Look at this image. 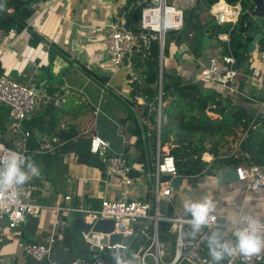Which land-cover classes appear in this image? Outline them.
<instances>
[{
  "label": "crops",
  "instance_id": "crops-1",
  "mask_svg": "<svg viewBox=\"0 0 264 264\" xmlns=\"http://www.w3.org/2000/svg\"><path fill=\"white\" fill-rule=\"evenodd\" d=\"M186 1L188 3L183 9L193 7L195 5L193 1L196 0ZM141 2L139 1L137 4L140 5ZM126 4L127 0H72L71 3L52 2L50 0L43 2L39 0L30 5L33 15L27 21L26 27L18 31L19 33L16 35L10 34L6 36L0 44L1 76L9 77L8 74H12L14 78L11 79L19 83L29 85L33 89L35 87L37 89L42 88L43 92L40 94L41 96H46L50 87L55 88L56 92L51 96L57 95L63 98L61 106L56 107L64 110V114L60 120V130L65 132L73 130L76 132V137L83 136L89 138L92 134H98L111 143V153L113 154L124 153L127 146L130 147V153L135 149L133 144L135 145L136 142L135 138L128 131V125L122 124V120L126 119L129 115V102L133 99L135 90L130 93L125 81L123 84L116 83L113 80L114 77H107L109 75L106 73L108 71V64L111 63L106 52V39L108 34H110L108 25L111 23H127L129 9L133 8L134 5L132 4L128 10H125ZM59 16L62 23L57 22ZM252 23L253 32H260L261 22L254 23L252 19ZM222 34L228 35L226 38L230 40L229 34ZM34 36H37L38 39H33ZM183 45L187 49V52L193 55L189 46L187 44ZM227 45L229 46L225 40L218 37H205L203 55L197 57L198 60L204 58L200 61L201 67L215 56L229 54ZM258 50H260L259 45ZM259 52L263 51L260 50ZM248 56V61H250L248 65L249 69L248 71H244L246 62L242 68L243 75L238 79V86L244 92L242 94H246L248 97H245V95L235 97L223 89L222 98L226 101L233 99L239 108H243L256 119L262 115L264 116V111L261 110L264 108V100H259L260 97H264V93L261 95L255 93L254 78L252 76L253 72L258 69L251 68L252 56L249 55V52ZM261 61L264 62L262 58ZM83 65L89 67L99 76L102 83L93 80L83 73L80 68ZM167 69L170 72H175L170 70L169 67ZM258 71L260 72V70ZM116 73L118 72L116 71ZM260 75L262 76L261 72ZM183 80L195 82V80H190L185 76H183ZM260 90L264 92L263 84ZM42 106L44 105L39 104L38 108ZM0 108L3 109V112H0V126L6 125L7 127L8 125V130L2 136L4 142L7 144L5 137L10 136L11 130L9 125L13 123V119L5 106L0 104ZM38 108L34 113L39 110ZM236 132L242 133V136L236 140L231 152L227 153L225 148L222 149L223 158H230L232 156L243 157L239 147L242 139L247 134L243 132L242 128H239ZM35 137L39 144H41L40 150L44 137L56 149L54 152H50L53 155L52 157L39 161L43 173L40 172L39 176H33L27 183L36 187V191L31 197L34 202L54 207L57 204L63 203L65 196L69 195L73 197V203L75 204L99 207L103 198L143 200L146 197L148 189L151 188L152 178L147 175L146 170H143L139 183H136L133 187L124 185L123 189L117 190L109 186V179L105 168L83 165L84 167L76 169L80 174L78 178L73 177L77 183L76 192L74 194L63 193L57 189L59 181H63V177L59 178V172L62 169V161L65 156L69 153L74 154V152L72 150L61 151L59 155L56 154L69 143V140L61 141L58 136L50 135L47 132L42 133L39 129H35ZM16 138L19 139L20 135H17ZM54 139H58L59 142L54 143ZM164 148L168 149L167 146ZM133 154L136 155V150ZM135 159V156L130 159V161H133L132 164H135ZM74 161L78 164L75 160V154ZM240 165L248 164L244 163ZM225 168L230 167L222 169ZM205 176L198 178L188 176L184 180L188 179L190 182L191 180L203 181ZM85 180L88 182L85 183ZM79 182L83 183L80 188ZM247 192V196L245 197L232 195L233 197L223 200L219 199L215 202V211L218 212L221 223L225 225V227L220 229V232L226 234V238H232L235 228L241 226L235 223L241 215L253 216L259 213V209H255V198L258 191L252 195L251 191ZM187 194L192 200L202 199V195L199 192L195 191ZM237 200L242 202L241 205L236 203ZM173 209L172 215L169 214L170 216L178 212L176 208ZM51 210L54 211L53 209ZM179 214L190 218L183 210ZM63 217L66 218L65 215ZM41 223L36 235L30 237L24 232L23 225L17 230H8L7 223L0 222V235L4 239L1 264H40L35 263V261L25 254V245L27 243L41 242L49 234L53 225L50 226V230L48 231L47 226H42ZM169 241L170 243L172 241L174 247V239H170ZM86 243L85 246H89L93 250V245L88 242ZM165 243L168 246V243ZM168 253L167 259L169 260L172 258V254L169 251ZM136 254L137 252L130 260L132 264H141L135 257ZM88 256L91 255L89 254ZM148 264H154L151 258L148 259Z\"/></svg>",
  "mask_w": 264,
  "mask_h": 264
},
{
  "label": "built area",
  "instance_id": "built-area-1",
  "mask_svg": "<svg viewBox=\"0 0 264 264\" xmlns=\"http://www.w3.org/2000/svg\"><path fill=\"white\" fill-rule=\"evenodd\" d=\"M50 1L72 2V0ZM142 3L145 4V7L141 14L140 33L135 32L134 34L131 27L127 31L123 26L124 23H111L108 27L113 31L108 34L106 39V52L110 62L117 72L122 69H129L131 71V82H140V75L134 68L135 55L144 49V57L149 56L151 42L158 41L161 58L166 46L167 33H178L185 24V10L175 4H169L168 0H142ZM210 14L218 23L236 25L241 17L242 7L240 3L231 4L227 0H219L218 3L212 6ZM18 33L16 28L5 31L0 27V44L6 36ZM227 36L220 33L217 37L229 44L230 40L226 38ZM236 64L238 62L231 53L215 56L201 67V77L197 82L221 86L226 92L235 97L239 95L248 97L246 94H242L244 92L238 86V79L243 75V70L241 68L235 69ZM255 77H261L258 70L253 72L252 78ZM162 87L163 69L160 68L157 101V152L152 163L154 171H151L150 168L146 170L147 175L152 178V185L143 200L103 198L99 207H88L73 203V197L68 195L65 196L63 203L48 207L32 200L31 197L36 191V187L27 183L20 186L15 195H12V193L0 195V222H6L11 230H17L22 226L27 215L40 218V212L43 208L53 209L56 213L49 234L41 242L25 245V254L30 259L40 264H109L104 257L105 254L111 256V253L116 250H129L128 247L122 244L102 245L99 246L98 251L93 250L94 255L77 258L65 263L60 255L56 254V245L58 242L63 241L66 230L70 225L69 220L74 216H83L89 223L104 219L114 220L115 233L122 234L124 238L134 236L135 243L142 235L146 243L141 244L142 247L135 255L141 264H148L150 258L154 264H183L184 262L187 264H209L210 257L207 254L206 236H210L211 232L217 228L225 227L221 223L219 215L214 212L213 215L216 219L213 222L212 229H203L193 240L190 235H186L191 232V227L186 222L187 217L178 212L173 216L168 213L165 216L159 214V199L161 197L168 198V209L170 207L175 208L171 198L174 191L171 181L180 176L183 178L188 177L179 173L176 159L171 154V150L169 148L166 150L161 146L162 123H166V116H163ZM135 100L140 106L146 107L150 111L154 109V103H148L146 98L140 94L135 96ZM62 103V97L37 95L35 89L29 85L1 76L0 104L7 107L11 113L13 123L10 127V134H13L14 137L20 135V138L13 140L14 147L7 145L5 142H0V146H2L0 155L11 150L28 156L30 133L23 129V121L33 115L39 104H53L55 107H60ZM89 139L90 153L102 161L108 178L120 179L127 187H133L136 183H139L142 175H133V164L125 153H111V143L98 134H92ZM53 142L58 143L59 141L54 139ZM55 149V146L44 137L40 152L50 153L54 152ZM216 159L217 157L211 153L203 154L202 160L207 164L204 173L212 167ZM233 169L237 175V180L246 182L247 191L257 192L264 189V164L239 165ZM166 174L170 175L169 181L162 180L163 175ZM84 182L87 183L88 181L85 180ZM163 223L170 225L169 233L174 237V255L169 260L167 259L169 253L166 252V243L160 239V225ZM134 225H139L137 232L134 230ZM3 242L4 239L0 235V264ZM64 251H67V248H64ZM223 264H229L228 260H225ZM232 264H264V251L252 256L250 259L238 256L232 261Z\"/></svg>",
  "mask_w": 264,
  "mask_h": 264
},
{
  "label": "trees",
  "instance_id": "trees-1",
  "mask_svg": "<svg viewBox=\"0 0 264 264\" xmlns=\"http://www.w3.org/2000/svg\"><path fill=\"white\" fill-rule=\"evenodd\" d=\"M38 1H1L0 27L5 31H9L11 28L21 31L26 27L27 21L33 15L30 5ZM139 1L141 2V0H127L125 6V10H128L132 4L134 5L133 8L129 9L127 24L137 34L140 33L141 14L145 7L142 2L138 5ZM218 2L219 0H196L193 7L184 9L185 24L183 29L178 33L168 32L167 39L173 40L176 44H187L194 56L201 57L203 55L205 37L213 38L220 33H227L230 36L229 46L227 45L228 53H231L243 68L248 61V47L253 40L249 26H253L250 13L255 6L252 0H227L231 4L240 3L242 7L239 21L236 25H232L218 23L210 14L212 6ZM33 39L37 40L38 37L34 36ZM167 39L164 48L162 87L163 116L167 117V121L162 123L161 146L173 145L170 152L176 159L179 173L184 176H195L198 178L207 174L215 175L218 170L224 167H237L244 163L264 164V116L262 115L255 119L246 110L239 108L233 99L224 100L221 92L207 91L203 89L201 83L184 81L183 76L179 73L170 72L166 68V59L170 55ZM259 46L260 50L264 51V39L261 40ZM143 54H145L144 49L137 53L134 58V68L140 75V82H132L137 87L129 105L134 106L138 112L142 110L143 106H140L135 100L137 94L144 96L148 103H154V109L150 111L146 108L143 116L146 131L145 137L142 136L136 115L130 107L128 117L122 120V124L128 125L130 135L136 140V145L133 144L136 155L129 153V146L124 151L129 159L135 156L134 163H138L141 166L139 171L135 169L133 164L134 176H139L143 173V170H148V168L154 171L152 163L157 152V101L160 76V48L158 41L151 42L149 56L144 57ZM80 68L88 77L102 83L101 78L89 67L83 65ZM248 69L249 67L244 71H248ZM1 75L2 69L0 67V77ZM55 92L56 89L50 87L46 96H51ZM259 100L263 101L264 97H260ZM6 109L10 113L7 107ZM38 109L34 115L23 121L25 131L30 133L28 157L35 162H39L53 156L51 153H40L41 144L35 137V129H39L42 133L47 132L50 135L58 136L61 141L69 140V143L58 151L56 155H59L61 151L72 150L78 164L105 168L102 161L90 153L89 138L76 137V132L73 130L70 132L60 130V120L64 114L63 109H58L53 104L44 105ZM212 115L217 117L214 118ZM239 128H242L243 132L247 134L242 139L239 147L243 157L232 156L223 158L222 149L224 148V142L228 137L236 136V131ZM5 133L6 130L2 128L0 142H4L2 136ZM207 152L215 155L217 159L207 173H204L207 164L202 160V156ZM169 228L170 225L167 223L160 225L161 241L167 242V240L174 239L173 235L169 233ZM86 244L81 234L72 235L71 229L68 227L63 241L58 242L56 245V254L60 255L65 263L77 258L87 257L89 254L94 255L95 252L89 246L86 247ZM141 247V244L135 243L131 249L119 251L122 252L125 259L130 260ZM64 248H67V251H64ZM113 253H111V256L108 254L104 255L109 264H115Z\"/></svg>",
  "mask_w": 264,
  "mask_h": 264
},
{
  "label": "rangeland",
  "instance_id": "rangeland-1",
  "mask_svg": "<svg viewBox=\"0 0 264 264\" xmlns=\"http://www.w3.org/2000/svg\"><path fill=\"white\" fill-rule=\"evenodd\" d=\"M2 0H0L1 2ZM6 1V0H4ZM191 1V0H190ZM189 1V2H190ZM195 2V1H193ZM169 4H175L176 6L184 8V6L187 5L188 1L186 0H168ZM54 7V6H52ZM254 21V23H259V22H264L263 19L251 17ZM57 22L62 23V20H60V16L57 19ZM112 29H109V32L112 33ZM83 34V33H82ZM84 34H86L84 32ZM168 46L170 48V55L166 59V67L170 68V70L175 71L185 77H188L190 80H195L197 82L200 77V69H201V60L204 59L202 58L201 60H198L197 57L191 55L190 53L187 52V49L184 47L182 44H176L173 40L167 39ZM262 54L261 53H254L253 56L251 57V68L252 69H258L264 74V62L261 61ZM108 71H106L107 77H114L113 80L116 83L123 84L125 81L126 86L129 88L130 93H132L135 88L137 87L134 84H131V78L130 74L131 71L129 69H122L120 72L116 73V69L113 66V64L109 63L108 64ZM10 78H14L12 74H8ZM8 77V78H9ZM104 78V77H103ZM262 77H255L253 80L254 87H255V93L257 95H261L264 92L260 90V87L262 85ZM203 89L207 91H217L223 93V88L221 86H216V85H211V84H205L202 86ZM264 111V108L261 109ZM0 112H3V109L0 108ZM212 117L216 118L217 116L212 115ZM12 122V120H11ZM11 127V125H9ZM5 129L8 130V125H1L0 126V132L1 130ZM242 136V133L236 132V136H231L227 138V140L224 142V148L227 150V153L231 152L233 150V145L235 144L236 140L240 139ZM5 141L10 146H14L13 140L16 139V137L13 136V134H10V136L5 137ZM170 150L173 147V145H168L167 146ZM132 154L135 152V149H133ZM64 161V162H63ZM62 161V169L59 172V178H62L63 181H59L57 184V189L59 191H62L63 193H71L74 194L76 192V179L73 177H77L80 175L78 171H76L77 168H82L84 167L83 165L76 164L74 161V154L69 153L65 156L64 160ZM37 166L40 168V172L43 173V169L40 167L41 164L39 162H35ZM134 167L136 170L141 169V166L138 163L134 164ZM94 170V168H93ZM50 171V170H48ZM109 179V186L116 188L117 190H121L124 188V183L120 181L117 178H108ZM90 180V179H89ZM83 185L82 182H79V188ZM148 189V188H147ZM149 190V189H148ZM145 191H147L145 189ZM199 192L202 195V198L205 196L210 197L214 202L217 200L221 199H228L230 197L236 196V197H245L247 196V188H246V182H241V181H234V182H229L223 185H219L216 179V176L214 175H206L205 179L203 181L201 180H191V182L188 179H185L183 182V186L180 191H173L172 192V201L175 206V208L178 210L180 213L181 210H183V200L186 196H188L187 193H193V192ZM255 194V192L251 191V195ZM257 196L255 198V209H259V213L257 215H253V217L263 221L264 220V190H259L258 193H256ZM233 195V196H232ZM237 204L241 205V201H236ZM173 207H170L169 209V214L172 215ZM174 210V209H173ZM216 212V211H215ZM218 214V212H216ZM41 215V224L42 226H47L48 231L50 230V226L53 225L56 217L55 211H52L50 208H43L40 212ZM174 215V214H173ZM8 228V226H7ZM222 228H217L216 230H219ZM9 230V228H8ZM51 231V230H50ZM231 236V235H230ZM168 246H167V251L170 252L173 257L174 255V247L173 243L169 240H167ZM187 264V263H183Z\"/></svg>",
  "mask_w": 264,
  "mask_h": 264
},
{
  "label": "clouds",
  "instance_id": "clouds-1",
  "mask_svg": "<svg viewBox=\"0 0 264 264\" xmlns=\"http://www.w3.org/2000/svg\"><path fill=\"white\" fill-rule=\"evenodd\" d=\"M39 174V166L30 157L16 151H6L0 155V195H15L20 186ZM215 210V202L208 196L201 200H192L186 196L183 200V211L190 217L186 222L191 227V232L186 235L195 240L203 229L211 230L216 219L213 215ZM235 223L241 226L235 228L232 238H226V234L219 230L206 236L209 264H223L225 260L232 264L238 256L250 259L264 251V221L251 215H241ZM113 259L115 264H132L119 250L113 253Z\"/></svg>",
  "mask_w": 264,
  "mask_h": 264
},
{
  "label": "water",
  "instance_id": "water-1",
  "mask_svg": "<svg viewBox=\"0 0 264 264\" xmlns=\"http://www.w3.org/2000/svg\"><path fill=\"white\" fill-rule=\"evenodd\" d=\"M43 2H47L48 0H42ZM255 8L250 13L251 17L259 18L264 20V0H252ZM124 28L129 31L130 26L127 23H124ZM261 31L260 32H253V26L250 25L249 28L252 31L251 36L253 37L252 42L250 43L248 47V52L250 56H253L254 53L258 52L262 54V60L264 61V51L259 52L258 45L261 42L262 39H264V22L260 24ZM135 34V32H133ZM75 45V43H74ZM260 49V46H259ZM164 53H162V57L160 58V68L163 69V63H164ZM250 61H247L245 64L246 69L249 65ZM235 69H239L241 67L240 64H236L234 66ZM262 77V84L264 86V74ZM35 91L37 95H40L43 92L42 88L37 89L35 87ZM129 107L134 111L136 115V119L138 121V124L142 131V136L145 137L146 131L145 126L143 123V116L146 110V107H143L140 112H138L134 106L129 105ZM34 113V112H33ZM136 145V142H135ZM133 163V161H131ZM216 179L219 185H223L229 182H234L237 180V175L233 168H225L221 169L218 173H216ZM163 181H169L170 175L166 174L162 177ZM184 182V178L182 176L174 178L171 181V185L174 191H180L182 188ZM168 198L167 197H161L159 199V214L162 216L167 215L168 213V204H167ZM40 218L39 217H33L31 215H27L25 222L23 223V230L25 233H27L30 237H34L39 229L40 226ZM69 227L71 229L72 235H78L81 234L85 241L93 245V250L98 251L99 246L102 245H116V244H122L129 249L133 246L135 243L134 236H129L124 238L122 234L115 233V221L112 219H104V220H98L94 223H89L85 220L83 216H74L69 220ZM139 229V225H134V230L137 232ZM138 244H145L146 241L144 237L141 235L139 239L137 240Z\"/></svg>",
  "mask_w": 264,
  "mask_h": 264
}]
</instances>
